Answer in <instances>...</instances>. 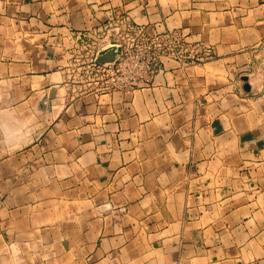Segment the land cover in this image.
<instances>
[{
  "label": "crops",
  "instance_id": "obj_1",
  "mask_svg": "<svg viewBox=\"0 0 264 264\" xmlns=\"http://www.w3.org/2000/svg\"><path fill=\"white\" fill-rule=\"evenodd\" d=\"M122 18L213 55L76 81ZM263 56L264 0H0V113L37 128L0 148V264H264Z\"/></svg>",
  "mask_w": 264,
  "mask_h": 264
},
{
  "label": "built area",
  "instance_id": "obj_2",
  "mask_svg": "<svg viewBox=\"0 0 264 264\" xmlns=\"http://www.w3.org/2000/svg\"><path fill=\"white\" fill-rule=\"evenodd\" d=\"M97 36L98 39H92L86 67H83L82 56L76 53V61L81 59L82 62H76L78 67L74 71L81 72L95 86L107 91H132L151 82L162 68L165 57L188 65L201 63L213 55L211 47L191 42L178 30L150 34L144 26L129 18L105 24ZM81 38L84 45L89 42L83 35ZM109 48L115 50L114 60L98 62L100 51Z\"/></svg>",
  "mask_w": 264,
  "mask_h": 264
},
{
  "label": "clouds",
  "instance_id": "obj_3",
  "mask_svg": "<svg viewBox=\"0 0 264 264\" xmlns=\"http://www.w3.org/2000/svg\"><path fill=\"white\" fill-rule=\"evenodd\" d=\"M35 122L27 124L15 112L0 113V148L14 149L27 143L36 131Z\"/></svg>",
  "mask_w": 264,
  "mask_h": 264
},
{
  "label": "water",
  "instance_id": "obj_4",
  "mask_svg": "<svg viewBox=\"0 0 264 264\" xmlns=\"http://www.w3.org/2000/svg\"><path fill=\"white\" fill-rule=\"evenodd\" d=\"M114 58H115V50L113 48H110L106 52L99 54L97 57V61L100 63L111 62L114 60ZM242 80L244 81V89L247 91L250 90L251 84L249 81V76L248 75L242 76Z\"/></svg>",
  "mask_w": 264,
  "mask_h": 264
},
{
  "label": "rangeland",
  "instance_id": "obj_5",
  "mask_svg": "<svg viewBox=\"0 0 264 264\" xmlns=\"http://www.w3.org/2000/svg\"><path fill=\"white\" fill-rule=\"evenodd\" d=\"M263 61H264V56H263ZM76 62H82V60L80 59V60H78V61H76ZM261 65V64H260ZM260 65H259V72H260V70H261V68H260ZM262 67H263V69H264V62L262 63ZM78 67V65H76V68ZM82 77V73L81 72H78V71H75V79H76V81H78L80 78Z\"/></svg>",
  "mask_w": 264,
  "mask_h": 264
}]
</instances>
